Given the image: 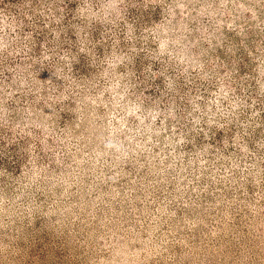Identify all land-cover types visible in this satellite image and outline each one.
Returning a JSON list of instances; mask_svg holds the SVG:
<instances>
[{"label":"rangeland","instance_id":"rangeland-1","mask_svg":"<svg viewBox=\"0 0 264 264\" xmlns=\"http://www.w3.org/2000/svg\"><path fill=\"white\" fill-rule=\"evenodd\" d=\"M0 264H264V0H0Z\"/></svg>","mask_w":264,"mask_h":264}]
</instances>
